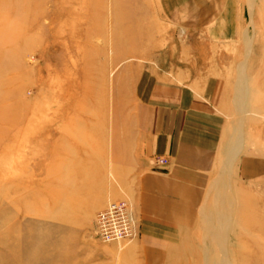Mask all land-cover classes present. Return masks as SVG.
<instances>
[{"label": "rangeland", "instance_id": "1", "mask_svg": "<svg viewBox=\"0 0 264 264\" xmlns=\"http://www.w3.org/2000/svg\"><path fill=\"white\" fill-rule=\"evenodd\" d=\"M176 1L0 0V264H142L154 240L171 264H207L201 217L215 227L221 207L231 263L264 264V0H241L226 37L222 13L211 25ZM202 68L220 145L198 219L170 228L142 211L139 185L170 177L172 156L151 151L168 120L155 112ZM114 201L134 208L136 233L102 244L95 216Z\"/></svg>", "mask_w": 264, "mask_h": 264}, {"label": "crops", "instance_id": "2", "mask_svg": "<svg viewBox=\"0 0 264 264\" xmlns=\"http://www.w3.org/2000/svg\"><path fill=\"white\" fill-rule=\"evenodd\" d=\"M176 2V0H165L164 7L167 8H164V11H173L172 7ZM241 3V0H226L225 3L221 0H191L187 11L188 14L198 11L203 16L207 12L212 13V16L207 17L211 25L217 23L215 18L219 17L218 13H222L217 28H221V35L226 37L230 35L228 29L234 25L232 13L239 7L242 9ZM184 11L181 15L186 17ZM200 17L202 15H199L197 25L203 22ZM209 34L215 35L216 31L211 29ZM201 71L198 72L199 81L189 80L188 84H183L185 80H182L178 89L174 88L170 90L171 92H167L163 99L165 112L159 110L155 112L156 115L166 116L168 120L164 123L166 128L163 129L161 124L156 131L158 135L150 136L151 151L152 154L172 156L174 167L169 170L170 177L168 176L161 183L155 181L152 176H145L139 185L142 211L164 215L170 222V228L175 227L179 221L190 222L198 219L196 206L201 202V187L213 170L214 149L218 150L220 145V140L218 145L215 142L213 128L218 121L214 119L212 107L208 104L215 99V84L209 80L204 68ZM203 75L207 78L205 79ZM194 88L197 92L193 90ZM183 230L181 228L182 232H178L177 235H190ZM159 243L154 240L144 246L142 264L172 263L173 255L168 254L174 251L170 246H162L163 244ZM174 249L178 251L179 248ZM184 249L186 248L180 247L181 251ZM192 249L186 251L192 252ZM162 250H165L167 255H164Z\"/></svg>", "mask_w": 264, "mask_h": 264}, {"label": "built area", "instance_id": "3", "mask_svg": "<svg viewBox=\"0 0 264 264\" xmlns=\"http://www.w3.org/2000/svg\"><path fill=\"white\" fill-rule=\"evenodd\" d=\"M164 164L165 161L163 160L155 161V166L160 167ZM132 214L124 201H114L107 204L95 216V239L102 244H108L119 242L132 236L135 232L134 230L137 229L136 221H132Z\"/></svg>", "mask_w": 264, "mask_h": 264}, {"label": "bare ground", "instance_id": "4", "mask_svg": "<svg viewBox=\"0 0 264 264\" xmlns=\"http://www.w3.org/2000/svg\"><path fill=\"white\" fill-rule=\"evenodd\" d=\"M239 106H241V105L239 104ZM237 107H238V105H237ZM236 143L237 142H235V144ZM235 153H236V150H235ZM220 204H221V202L219 203V205ZM127 206L129 207L131 213H133L132 214V221H136V223L138 224V218L135 214L134 208L132 206H130L129 203H127ZM227 211H228L227 208L221 207L220 211L216 212V218L218 220V223L215 227H213V224H211L212 223V217H208L204 213H203L204 216L201 217L202 218L201 222L203 221L207 232L213 238L210 241V244H208V248L204 252L205 253V260L207 261V264H213V262H216V264H232L230 261V258L228 257V255L226 253V250H225V239L227 238L226 233H227V228H228V223H229V217L227 215ZM203 245H205V244H203ZM211 246H212V248H210ZM222 247H223V249H222ZM204 248H205V246H203V250H204ZM216 251L219 253L216 254ZM209 253H212L214 256H209Z\"/></svg>", "mask_w": 264, "mask_h": 264}]
</instances>
